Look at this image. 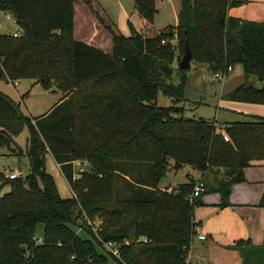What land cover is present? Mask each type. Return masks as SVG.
<instances>
[{
  "label": "trees",
  "instance_id": "1",
  "mask_svg": "<svg viewBox=\"0 0 264 264\" xmlns=\"http://www.w3.org/2000/svg\"><path fill=\"white\" fill-rule=\"evenodd\" d=\"M74 2L0 0V12L21 30L19 36L0 33V81L33 79L49 90L55 80L51 91L63 93L34 118L0 91V147L28 160L24 177L0 171V190L9 186L0 196V264H185L200 201L187 199L194 185L189 175L170 191H159L161 179L188 165L201 173L205 191H219L227 205L230 186L245 180L253 161L264 160V117L220 124L190 118L181 107L159 105L158 91L172 101L183 98L184 70L178 67V83L168 79L187 44L191 61L213 74L242 66L244 81L223 98L264 103V21L229 16L240 0H179L174 32L143 36L131 29L124 36L108 28L107 53L74 39ZM134 6L153 22L154 0H134ZM174 35L180 51L171 43ZM250 75L262 85L248 82ZM24 129L21 147L15 138ZM48 153L74 196H60L46 171ZM80 160L86 168H76ZM214 169L215 187L203 178ZM83 214L102 218L97 234L119 245V258L99 251L90 228L89 238L73 230ZM228 248L239 252L242 264H264L263 245L238 239Z\"/></svg>",
  "mask_w": 264,
  "mask_h": 264
},
{
  "label": "rangeland",
  "instance_id": "2",
  "mask_svg": "<svg viewBox=\"0 0 264 264\" xmlns=\"http://www.w3.org/2000/svg\"><path fill=\"white\" fill-rule=\"evenodd\" d=\"M134 0H75L74 7V18H75V33L79 37L84 35L86 30L91 27L92 30L98 28L100 31L108 30L110 28L108 22L103 18L102 13L109 20H114L119 24L126 25V20L124 16V11L128 12L133 7ZM156 12L154 14V28L156 30L164 29L167 31H175V15L179 6V0H154ZM101 10V12H100ZM227 14L229 16L241 18L243 20L262 22L264 21V0H240L238 4H235L228 8ZM12 17V16H11ZM7 18L5 14L0 13V22L2 26L0 27V33H9L20 32L19 27L13 22V18ZM86 19V20H85ZM89 23V24H88ZM88 25V26H87ZM86 26V27H85ZM130 28V25L128 23ZM154 33L153 35H155ZM171 43L174 46H178V38L174 35ZM178 50L180 51L178 46ZM184 53V49L180 51V59ZM174 61L172 67L174 69L172 76L168 79V82L174 84L180 81L181 73L178 71V63L180 61ZM184 78V89H183V98L172 99L168 96H165L158 91L157 103L162 106L176 105L181 107L184 111V115L190 118H204L207 120L216 119L220 124L224 120H246L250 116L264 117V103H251L243 101H235L230 99L223 98V95L235 88L237 85L241 84L244 79L243 68L240 64H235L231 74V79L226 81V77L223 79H218L214 77L213 73L210 72L207 68L204 67L198 61H191V66L189 69H186L182 73ZM248 82L252 83L256 87H260L261 82L254 76L250 75L248 77ZM55 89V85L52 84L49 90L43 89L39 84L35 83L33 79H18L14 81L2 80L0 81V91L8 95L12 99L16 100L20 104V108L31 117H38L44 114L61 96L62 92L59 90L51 91ZM220 96V97H219ZM27 135V130L24 129L17 137L16 141L20 146L25 145V138ZM76 164L80 165L81 168H86V161H77ZM75 165V164H74ZM172 165V161L170 162ZM252 167V166H251ZM252 169L253 174L264 173V163L261 166H258L259 170ZM51 168V167H50ZM189 169L188 165H185L182 170L174 171L173 168L170 169V173L165 175L161 179V184L166 186L170 184L171 187H165L167 191H170L171 188H175L178 184L187 180V176L184 178V173L186 169ZM256 168V167H255ZM193 169V168H192ZM261 169V170H260ZM0 171L5 175L10 172L20 173L21 177H24L28 172V160L25 156L17 154L15 150L9 151L4 147H0ZM215 169L209 170L205 173L203 178L208 185L215 187ZM189 177H192L191 174ZM218 178L222 177L221 171H218ZM201 178H193L194 183ZM59 181V180H58ZM249 183L247 179L241 182H235L230 186V192L228 194L227 202L228 204L222 206V195L219 191L216 190H207L204 191L199 197L200 203L194 206L195 215L197 210L200 208H231L236 209L240 212L241 210L250 211V216L254 220L260 222L263 217V212L261 211L264 206L259 204L261 196L256 203H241L231 200V195H237V192L241 184ZM119 186L122 185V181H119ZM259 185L264 186V181L260 182ZM9 190V186H5L3 193ZM160 189L159 191H161ZM69 192V190H67ZM0 192V196L3 194ZM62 194H66L62 191ZM72 197V196H71ZM205 199V201H204ZM208 199L209 201H206ZM214 202V203H212ZM262 213H261V212ZM215 212V211H214ZM241 213V212H240ZM208 213H201L203 217H199L200 227L197 228V232L203 234L206 237V241H211L213 235L209 234L203 229V227L208 223L207 219ZM242 213L241 216H243ZM220 214L214 213L213 217H218ZM102 221V218L95 217L93 220L88 218L85 214L76 219L75 225L72 227L73 230L82 238H89L87 233L88 228H90L96 239L100 242L99 251L103 252L106 250L102 244V239L97 234V229ZM198 221V219H197ZM43 225L39 224L36 233L35 240L37 243L41 241ZM197 233L190 242L191 253L198 256L196 261L198 264H202L205 261V257L197 252V249L194 250L197 242ZM204 240V241H205ZM102 248V249H101ZM202 250V247L200 248ZM107 251V250H106ZM187 257V256H186ZM187 261H190V258H186ZM110 264H114L109 259ZM191 264L194 263L192 258Z\"/></svg>",
  "mask_w": 264,
  "mask_h": 264
},
{
  "label": "crops",
  "instance_id": "3",
  "mask_svg": "<svg viewBox=\"0 0 264 264\" xmlns=\"http://www.w3.org/2000/svg\"><path fill=\"white\" fill-rule=\"evenodd\" d=\"M91 3H93V0H91ZM74 11H75V7H74ZM178 11H179V6L176 11L175 23L173 25L177 24ZM0 13L5 14L6 17L8 15L11 17V15L8 13H5V12H0ZM124 13H125L124 16L126 20V25L119 24L117 20L116 21L109 20L102 13L103 18L106 19V21L108 22L110 26V29L115 34H122L124 36H129L131 34V29H133L134 31L142 34L143 36H153L154 33H158L160 31L154 28L155 17L152 23L147 22L142 16L138 14L134 6V3H133V7L131 8V10L129 12L128 10L124 11ZM73 22H75V18L73 19ZM128 23L130 25V28L128 26ZM1 26H2V23L0 22V27ZM73 37L76 40H79L88 45L94 46L104 52H107V53L111 52L112 35L110 31L107 29L104 31H100L98 28H95V30H92L91 27H89V29L86 30L84 35L77 37L75 33V23H74ZM203 65L205 68H207L205 64ZM190 66H191V63H190ZM233 68L234 66L232 67L228 75L226 76V81H229L231 79L230 73L233 71ZM59 99L55 103H57ZM213 120H215L217 124L218 121L216 119H213ZM235 120H232V121H235ZM224 121H231V120H224ZM17 137L15 138V140L17 139ZM25 142H26V138H25ZM263 163H264V160L253 161L250 166L244 169L245 179H247L249 183H253V184L251 185H249L248 183L241 184L237 192V195L236 196H234L233 194L231 195V200L233 202L236 201V203L241 202V203H253L254 204L258 201L260 196H262V194L264 193V186L259 185V184L260 182L264 181V173H258L255 175L252 173V169H250L249 167L252 166L254 170H259V168L257 167L261 166ZM74 164L76 168L80 167V165L76 164V162H74ZM45 166H46V171L52 175L60 196L61 197H71L72 195L71 188L69 187L66 179L62 175V172L58 164L55 162L53 156L50 153L46 154ZM183 168L184 167H182L179 170H182ZM80 169H83V168L80 167ZM174 171H178V170H174ZM169 173H170V170L167 172V174ZM188 173L191 174V176H193V178L195 179L201 178V173L192 169V167L190 166H189V169L188 168L186 169V172L184 173V178L186 174ZM159 186L160 187H171L170 184H167L166 186H164L163 184H161V181L159 183ZM4 188L5 186L0 190V192L3 193ZM67 190H69V192ZM62 191L66 194H62ZM206 201H209V200L206 199ZM261 211L263 212V217L261 221L258 222L250 216V211L241 210L240 211L241 213H240L236 211V209L234 210L228 207L218 209V210L216 209V207L215 208H200L196 212V214H198V216L196 217L195 208H194L193 213H194V222L196 223V227H195L196 233H198L197 228L200 227L199 217H203L201 213H208L206 216L208 219V223L203 227V229L208 233V235L209 234L213 235V238L211 239V241H206V240L204 241V240L197 239L194 250L197 249V252L201 253L206 258L202 264H242V258L239 252L237 250L228 248L229 245L233 244L238 239H249L255 245L264 246V208H262ZM216 212L217 214H220L219 221H218L217 216L213 217L214 213ZM242 213H245V214L241 216ZM201 247H202V250H200ZM187 257L190 258L191 260L187 261L186 259L185 264H191L192 258L194 259V263L198 264L196 261L199 258L195 254L192 255L190 244L188 248Z\"/></svg>",
  "mask_w": 264,
  "mask_h": 264
},
{
  "label": "built area",
  "instance_id": "4",
  "mask_svg": "<svg viewBox=\"0 0 264 264\" xmlns=\"http://www.w3.org/2000/svg\"><path fill=\"white\" fill-rule=\"evenodd\" d=\"M7 18H10V16L8 15ZM14 22H15V20H14ZM20 34H21V31L20 32L16 31V32L12 33L13 36H19ZM162 42H164V41H162ZM231 69H232V67L229 66V67H227V69L224 72L218 71V72L214 73L213 75H214V77H216L218 79H223L228 75V73L231 71ZM224 138L228 139V137L226 135H224ZM6 176L9 179H13V178L19 177L20 173L10 172V173L6 174ZM160 189L164 190L165 187H160ZM204 191H205L204 182L202 180H197L194 183L190 193L187 195V199L190 202H192L195 199H197ZM71 196H74L73 192H72ZM197 238L200 240L206 239V237L201 233H197ZM144 241H145V239H144ZM125 243H127V241H125ZM102 244H103L104 248L109 253H111L114 257L119 258V245L118 244L114 243L113 241H102Z\"/></svg>",
  "mask_w": 264,
  "mask_h": 264
},
{
  "label": "water",
  "instance_id": "5",
  "mask_svg": "<svg viewBox=\"0 0 264 264\" xmlns=\"http://www.w3.org/2000/svg\"><path fill=\"white\" fill-rule=\"evenodd\" d=\"M190 63H191V52L187 44H185L184 47V53L178 63V67L180 69L186 70L190 68ZM56 84V81H53V85ZM22 249H24V246H22Z\"/></svg>",
  "mask_w": 264,
  "mask_h": 264
}]
</instances>
